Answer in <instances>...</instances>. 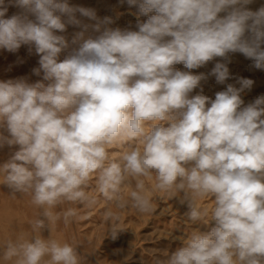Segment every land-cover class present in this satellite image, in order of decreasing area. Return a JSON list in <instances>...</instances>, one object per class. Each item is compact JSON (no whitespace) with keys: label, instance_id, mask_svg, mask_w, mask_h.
<instances>
[{"label":"clouds","instance_id":"clouds-1","mask_svg":"<svg viewBox=\"0 0 264 264\" xmlns=\"http://www.w3.org/2000/svg\"><path fill=\"white\" fill-rule=\"evenodd\" d=\"M124 2L136 30L68 0H0V50L27 46L40 77L0 80V186L38 209L30 230L0 240V264H88L75 238L53 235L82 218L64 206L102 197L115 240L120 213L152 212L154 193L186 206L195 227L151 264H264V95L245 105L254 81L244 77L214 97L202 86L231 78L230 54L264 70V5ZM10 6L20 11L6 17Z\"/></svg>","mask_w":264,"mask_h":264},{"label":"rangeland","instance_id":"rangeland-1","mask_svg":"<svg viewBox=\"0 0 264 264\" xmlns=\"http://www.w3.org/2000/svg\"><path fill=\"white\" fill-rule=\"evenodd\" d=\"M68 2L73 6L94 8L100 18L112 17L114 20L112 27H131L132 30H136V8L134 6L130 8L126 2L121 3V0H68ZM262 5L264 0H253L248 7L257 10ZM19 11L17 7L10 6L6 17ZM140 19L144 21L147 17ZM77 30L69 26L66 35L70 39ZM38 59L34 52L29 54L27 46H22L16 53L0 50V80L23 76L29 77L32 82L40 79L32 74V69L38 67ZM230 59L228 67L231 78L224 85H220L216 83L214 77L209 76L206 81H202L204 93L214 97L217 91L225 89L227 83L236 84L237 77H244L254 81L251 90H246L242 94L245 105L264 95V70L254 68L253 61L246 59L240 53L230 54ZM215 62L216 60L211 61L206 66L191 71L196 74L201 72L207 74L214 67ZM174 67L184 69L182 64ZM196 91L198 92L199 89ZM8 151L7 148L0 150V162L7 158ZM152 199L154 210L150 213L140 214L131 208L120 213V224L124 231H121L115 240L110 235H106L108 224L104 220L103 213L108 205L102 197H98L99 203L92 209L80 205H65L64 207H76L82 218L67 227L62 222L58 223L53 235L69 241L75 238L81 246L80 251L88 255V264H118V262L119 264H151L153 254L162 256L165 251L175 250L180 245L176 237L190 232L195 227L184 215L187 211L186 206L178 205L175 200L162 193H154ZM200 203L208 205L211 199L202 200ZM37 213L38 209L31 204L29 196L17 194L13 197L7 188L0 186V240L7 235L30 230L29 221L34 219ZM48 234L45 231L44 235Z\"/></svg>","mask_w":264,"mask_h":264}]
</instances>
